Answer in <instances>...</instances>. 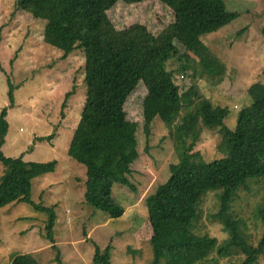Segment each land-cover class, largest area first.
<instances>
[{
	"label": "rangeland",
	"instance_id": "obj_1",
	"mask_svg": "<svg viewBox=\"0 0 264 264\" xmlns=\"http://www.w3.org/2000/svg\"><path fill=\"white\" fill-rule=\"evenodd\" d=\"M225 2L228 10L239 15L219 31L202 36V41L220 58L226 72L214 84L198 64L196 81L215 107L227 108L225 126L233 131L240 110L252 104L248 88L256 82L264 84V0ZM106 15L129 49L150 45L174 20L172 9L160 0H118ZM43 29L44 22L21 12L17 0H0V112L7 108L9 124L2 152L32 164L57 162L52 172L29 166L31 200L53 208L55 243L47 239V212L27 202L11 203L0 209V264H10L18 254L30 255L37 264H96V255L107 247H111V264H152L147 197L167 180L169 164L178 162L166 125L141 81L125 105L126 135L93 134L99 145L94 161L111 172H118L121 159L138 154L131 174L136 190L112 184L115 199L126 207L119 218H110L88 203L87 166L68 153L87 100L86 54L76 50L63 58L60 50L43 42ZM172 68L171 61L167 69ZM177 75L173 79L183 90L192 84L189 75L184 79ZM230 151L226 132L220 128L208 131L200 121L194 154L213 161L228 157ZM4 174L0 162V180ZM247 182L249 188L238 191L232 210L244 224V236L256 245L263 232L257 209L264 178L254 176ZM218 192L211 190L203 197L195 231L222 242L229 235L212 218L219 208ZM215 259L216 264L240 261V257L220 259L217 255ZM257 264H264V256Z\"/></svg>",
	"mask_w": 264,
	"mask_h": 264
},
{
	"label": "trees",
	"instance_id": "obj_2",
	"mask_svg": "<svg viewBox=\"0 0 264 264\" xmlns=\"http://www.w3.org/2000/svg\"><path fill=\"white\" fill-rule=\"evenodd\" d=\"M117 1L17 0L21 12L44 22L43 42L60 50L63 58L76 50L86 54L87 100L68 153L87 166V202L110 218L125 214L126 207L115 199L112 184L136 190L131 174L138 154L124 157L118 162V172H111L94 161L99 145L93 134L110 131L112 136L126 135L125 105L143 81L178 158V162L169 164L167 180L147 197L152 264H216L215 255L220 259L240 257L238 264H257L264 256V188L257 209L263 232L256 245L244 236V224L232 206L238 191L249 188V178H264V84L256 82L248 88L252 104L240 110L231 131L225 126L227 108L215 107L196 81L198 64L212 83L218 84L223 78L226 67L202 36L230 24L239 12L228 10L225 0H160L172 9L173 22L150 45L129 49L106 15ZM171 61L174 68L169 70L167 64ZM176 74L183 79L189 75L192 84L183 90L173 79ZM9 96L13 105L11 83ZM7 116L4 108L0 112V162L5 166L0 180V209L14 202H27L36 210L47 212V239L54 244L56 217L53 208L31 200L29 166L52 172L57 162L32 164L23 157H6L2 147L9 131ZM200 121L208 131L220 128L226 132L231 141L228 157L206 161L194 154ZM211 190L219 191L220 201L212 218L229 235L222 242L195 231L202 215L201 201ZM110 251L111 247H107L104 253L97 254L96 264H111ZM58 261L61 263L60 258ZM10 264L37 263L28 254H18Z\"/></svg>",
	"mask_w": 264,
	"mask_h": 264
}]
</instances>
